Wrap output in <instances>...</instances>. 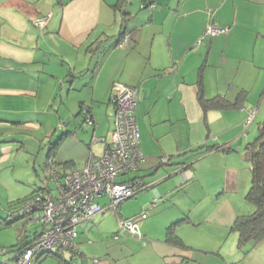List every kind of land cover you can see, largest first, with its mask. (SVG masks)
<instances>
[{
  "label": "crops",
  "instance_id": "obj_1",
  "mask_svg": "<svg viewBox=\"0 0 264 264\" xmlns=\"http://www.w3.org/2000/svg\"><path fill=\"white\" fill-rule=\"evenodd\" d=\"M150 1L0 0V164L27 157L17 180L32 190L50 162L61 175L81 169L111 139L115 83L135 85L144 159L119 180L147 186L116 207L99 199L106 207L78 227L75 264H264V238L240 247L232 228L254 208L245 151L258 116L245 126L243 108L264 98V0ZM211 20L227 30L202 38ZM123 31L129 39L117 45ZM200 96L229 105L205 109ZM56 101L87 105L94 123L69 116L50 141L51 119H62ZM119 212L146 213L140 236L119 228ZM36 224L16 225L12 250L36 237ZM41 258L35 264H72L68 249Z\"/></svg>",
  "mask_w": 264,
  "mask_h": 264
},
{
  "label": "built area",
  "instance_id": "obj_2",
  "mask_svg": "<svg viewBox=\"0 0 264 264\" xmlns=\"http://www.w3.org/2000/svg\"><path fill=\"white\" fill-rule=\"evenodd\" d=\"M145 4L155 6L154 3ZM48 18H39L36 24L45 26ZM226 30L215 20H211L202 38L222 34ZM128 39L127 36L120 45H124ZM111 101L114 105V126L104 152L98 156L90 153L81 169H73L64 175L59 173L52 162L44 168L41 178L43 188L27 203V206L39 207L38 211L27 217L42 226L39 236L25 248L13 251L5 264H35L39 257L63 249L71 251L72 264H75L81 253L76 241L79 235L78 227L106 207L99 199L108 196L109 204L116 207L147 186L139 177L119 180L120 176L137 169L138 162L144 159L135 114L138 87L116 82ZM243 109L247 111L244 123L248 126L255 120L260 104ZM82 111L85 120L94 123L91 109L84 106ZM53 190H56V193ZM145 216L146 213L142 212L140 216L124 217L119 212L118 226L121 230L140 236L138 220ZM115 237H118V234H115Z\"/></svg>",
  "mask_w": 264,
  "mask_h": 264
},
{
  "label": "trees",
  "instance_id": "obj_3",
  "mask_svg": "<svg viewBox=\"0 0 264 264\" xmlns=\"http://www.w3.org/2000/svg\"><path fill=\"white\" fill-rule=\"evenodd\" d=\"M147 3H154V2L147 0ZM127 34L128 33L125 31L119 34L117 45H119L128 36ZM262 95L264 96V90ZM200 99H201V104L205 109L229 105L228 101L221 96H216L213 98H206L204 96H200ZM245 154L250 161V168L252 172V182L249 192L247 193V198L249 199V201L252 202L254 208L247 213H242L237 215V217L235 218L232 224V228L239 233L240 247L244 246L249 241L257 242L264 238V121L261 122V124L259 125V132L257 137L247 144ZM42 188H43V184L40 179L39 183H37V185L29 195H27L24 198L18 199L14 203H11L8 209L7 216L4 218V223L5 224L13 223L15 221L14 219L18 217L19 214L20 216L23 215L24 219L26 218L28 220L27 217H29L30 214H33L34 212L38 211L39 207H37V205L31 207V206H27V203L30 199L32 200L35 193ZM17 205H19L18 208ZM26 236H29V234ZM38 236L39 233L37 232L35 238H37ZM170 237L172 239L175 238L174 240L177 241L176 238L177 236H175L172 230H170ZM35 238H31L29 240L24 241L22 245L18 246V248L15 250L25 248ZM5 248L7 247L3 246L2 248H0V251H2V253H6L5 250H8V252L10 250L15 251L12 249H5ZM57 254H59V250L58 251L54 250V252H52L51 254H46L41 257H47L50 255H57ZM41 257L38 258V261L40 260Z\"/></svg>",
  "mask_w": 264,
  "mask_h": 264
},
{
  "label": "rangeland",
  "instance_id": "obj_4",
  "mask_svg": "<svg viewBox=\"0 0 264 264\" xmlns=\"http://www.w3.org/2000/svg\"><path fill=\"white\" fill-rule=\"evenodd\" d=\"M262 101L264 102V98L262 99ZM263 102L261 104L262 107L260 108L259 115H257L258 117L253 124L252 133H250L251 134L250 138H252L253 140L258 135L259 125L261 124V122L264 121V103ZM54 106H56L57 111L58 109L60 110L62 119L61 120L57 119L55 122L53 120L54 118L51 119L50 121L51 128L53 127V125H55L54 128H57V130L55 131V133H53V135L52 134L49 135L48 138L50 141L51 140L54 141L58 136H60L59 134L62 132L61 129H65L67 125H69V122H68L69 116H72L73 118H77L79 116V118L83 119V124L85 126L89 124H93V123H88L86 120H84L83 111L80 109V106L78 103L72 102L71 105L67 107L64 103L59 104V102L56 101L54 103ZM85 107H87V105ZM79 110H80V113H79ZM21 157H23V155H20L19 159ZM15 158H16V155H12V159H15ZM24 158H27V157H24ZM24 158L19 162V164L17 163L16 165H7L5 163L0 164V216L2 217H5L8 213V209H9L8 201L9 200H16L18 198H24L27 195H29L30 191L32 190V186H29L24 183H20L18 181L20 180L19 175L24 174V171L26 170L25 168H28V166L24 163ZM43 172H44V168H41V174ZM34 176L37 179L39 178V180L41 179L40 177L41 175L38 176L35 173ZM17 177H18V180H17ZM103 198H105V200L107 199L106 196ZM100 201L102 202L103 199ZM36 223L37 222H35L34 219L27 220L26 218L24 219L21 217L17 219L15 223L8 224L9 226L3 227L0 224V248H2L3 246H7V248L5 249H8V248L11 249V246L16 243V240H17L16 225L20 226V228L25 225L27 230H33L38 225ZM10 255H11L10 252L2 253V251H0V264L2 260L7 261Z\"/></svg>",
  "mask_w": 264,
  "mask_h": 264
},
{
  "label": "clouds",
  "instance_id": "obj_5",
  "mask_svg": "<svg viewBox=\"0 0 264 264\" xmlns=\"http://www.w3.org/2000/svg\"><path fill=\"white\" fill-rule=\"evenodd\" d=\"M82 109H83V107H82ZM91 109V108H90Z\"/></svg>",
  "mask_w": 264,
  "mask_h": 264
}]
</instances>
